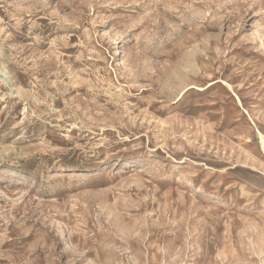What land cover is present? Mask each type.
Wrapping results in <instances>:
<instances>
[{
  "label": "rangeland",
  "instance_id": "1",
  "mask_svg": "<svg viewBox=\"0 0 264 264\" xmlns=\"http://www.w3.org/2000/svg\"><path fill=\"white\" fill-rule=\"evenodd\" d=\"M0 264H264V0H0Z\"/></svg>",
  "mask_w": 264,
  "mask_h": 264
},
{
  "label": "bare ground",
  "instance_id": "2",
  "mask_svg": "<svg viewBox=\"0 0 264 264\" xmlns=\"http://www.w3.org/2000/svg\"><path fill=\"white\" fill-rule=\"evenodd\" d=\"M14 191H15L14 189L9 190V192H14Z\"/></svg>",
  "mask_w": 264,
  "mask_h": 264
}]
</instances>
